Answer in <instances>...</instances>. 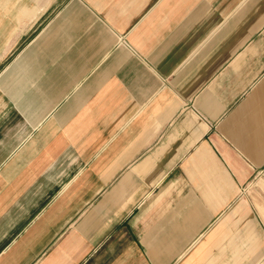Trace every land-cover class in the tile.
I'll use <instances>...</instances> for the list:
<instances>
[{
  "label": "crops",
  "instance_id": "1",
  "mask_svg": "<svg viewBox=\"0 0 264 264\" xmlns=\"http://www.w3.org/2000/svg\"><path fill=\"white\" fill-rule=\"evenodd\" d=\"M249 256L264 0H0V264Z\"/></svg>",
  "mask_w": 264,
  "mask_h": 264
},
{
  "label": "rangeland",
  "instance_id": "2",
  "mask_svg": "<svg viewBox=\"0 0 264 264\" xmlns=\"http://www.w3.org/2000/svg\"><path fill=\"white\" fill-rule=\"evenodd\" d=\"M244 260V259H243ZM242 260V261H243ZM249 260H250V262H249ZM253 260H254V257L253 256H249L248 258H245V263L246 264H251L252 262H253Z\"/></svg>",
  "mask_w": 264,
  "mask_h": 264
}]
</instances>
